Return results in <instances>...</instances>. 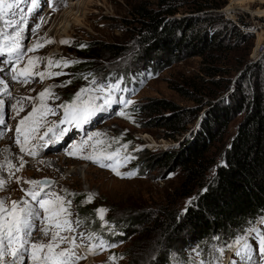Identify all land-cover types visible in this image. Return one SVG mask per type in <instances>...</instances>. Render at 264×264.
<instances>
[{"label": "rangeland", "instance_id": "1", "mask_svg": "<svg viewBox=\"0 0 264 264\" xmlns=\"http://www.w3.org/2000/svg\"><path fill=\"white\" fill-rule=\"evenodd\" d=\"M131 1L0 0V264H227L230 252L223 257L211 242L200 250L189 233L184 234L182 247L167 249L164 262H159L165 249L155 240L154 219L162 217L163 211L183 210L198 186H183L185 176L179 168L170 172L156 168L144 176L124 178L122 172L129 164L122 155L129 145V151L139 154L179 149L196 134L213 101L235 93V98L243 94L248 99L256 88L264 92V52L258 54L264 50V0H228L221 9L224 16L248 22L238 24L240 37L223 44L211 57L192 56L171 63L127 96L128 106L165 99L178 110L195 111V116L191 112L187 122L184 118L175 128L161 126L157 112L123 113L119 105H106L115 93L102 77L114 63L113 68L119 62H132L130 54L101 61L97 48L81 53L78 57L91 64L92 76L47 69L52 57L74 56L66 49L67 39L92 46L133 47L138 26L128 9ZM184 12L185 5L175 15ZM44 14L43 27L35 29ZM62 14L63 27L49 30L52 20ZM34 33H39L38 48L30 50ZM22 66L28 77L33 76L30 92L23 91L27 80L14 76ZM15 88L20 90L16 99L21 103L6 104ZM90 108L103 112L93 115ZM237 108L222 139L213 141L205 152L209 174L244 116ZM91 139L108 153L101 163ZM139 154L131 160L137 162ZM71 167L78 170L68 173ZM44 179L53 183H43ZM75 191L86 195V204L100 217L144 215L143 222L112 250L91 247L89 231L75 213L69 223L61 209V194ZM137 243L145 244V249L136 248ZM231 264H264V223Z\"/></svg>", "mask_w": 264, "mask_h": 264}, {"label": "trees", "instance_id": "2", "mask_svg": "<svg viewBox=\"0 0 264 264\" xmlns=\"http://www.w3.org/2000/svg\"><path fill=\"white\" fill-rule=\"evenodd\" d=\"M227 1L133 0L127 3L138 26L133 47L110 43L92 46L67 39L66 49L74 56L69 59L52 57L47 61V69L55 74L69 70L82 76L91 74V64L78 57L81 53L97 48L101 53L96 57L101 61L130 54L132 62H119L113 68L114 63L102 77V83L115 93L106 105H119L123 113L157 112L161 126L179 127L184 118L187 122L191 112L195 116V111L178 110L165 99H151L141 105L128 106L127 96L137 93L148 79L156 77L171 63L192 56L211 57L223 44L227 46L233 38L240 37L243 32L238 24L246 26L248 22L242 17L236 22L225 17L221 9ZM184 5L185 12L176 16ZM229 32L230 35L226 36ZM208 70L213 68L208 67ZM236 94L213 101L204 112L196 134L183 142L179 149L139 154L129 151L132 148L129 145L122 155L123 161L129 164L122 172L124 178L144 176L148 170L156 168L166 172L179 168L185 176L183 186H198L183 210L163 211L162 217L154 219L155 240L163 244L162 251L165 249L158 256L160 263L165 260L166 250L182 247L186 241L183 236L189 233L190 238L198 242L200 250L205 243L211 242L223 257L230 252L227 264H231L264 223V92L256 88L248 99L241 96L243 94L235 98ZM234 108L243 110L244 116L225 144L220 162L209 174L211 165L205 152L213 141L222 139ZM88 111L93 115L103 112L94 108ZM99 144L91 139L92 150L101 163L108 153ZM134 154L140 155L137 162L131 160ZM118 159L119 156L114 157L113 162ZM60 199L66 221L70 223L71 214L75 213V219L89 231L91 247L102 250H112L126 242L132 227L144 219V215L129 214L100 217L95 208L86 204V195L79 191L63 193ZM138 243L136 248L144 250L145 244L138 246Z\"/></svg>", "mask_w": 264, "mask_h": 264}, {"label": "bare ground", "instance_id": "3", "mask_svg": "<svg viewBox=\"0 0 264 264\" xmlns=\"http://www.w3.org/2000/svg\"><path fill=\"white\" fill-rule=\"evenodd\" d=\"M49 12V8L47 9V11H46V13H48ZM45 13V14H46ZM45 14H44V16L41 18V20H40V22H39V24H38V26L35 28V29H37V30H39L40 28H42L43 27V25H44V23H45ZM65 21H64V16H63V14L58 18V19H55V20H52V22H51V24L49 25V30H52V31H56V30H58V29H60L61 27H63V23H64ZM16 38H18L19 39V37H15V38H12V39H15L16 40ZM38 38H39V33H34V37L32 38V43H31V45H30V50L32 49H35V48H38V44H37V42H38ZM20 48H17L16 50H14L15 52H17L18 50H19ZM263 53V52H262ZM14 59V58H13ZM16 59V58H15ZM14 59V61H16ZM25 70V67H21V71H17V73L14 75L15 76V79L16 80H23V79H25V80H27V83H26V87H24L23 88V91H25V92H30V91H32V88H31V86H30V82L32 81V79H33V76H31V78L30 77H28V75L26 74V71H24ZM8 77V76H7ZM11 79H13V77H11ZM11 79H9V81H11ZM6 83H7V81H6ZM2 87H4L3 85H1ZM4 90H5V88H4ZM20 95V90L18 89V88H15V90L14 91H12L11 92V94H8V97L6 98V104H8L9 103V101L10 102H12V101H14L15 100V102H19V103H21L20 101H22V100H17L16 99V96H19ZM11 96V97H10ZM12 103H14V102H12ZM5 104V105H6ZM1 107V106H0ZM80 134V133H79ZM82 137V136H81ZM33 154H31V155H33V156H35V154L36 153H34V151L32 152ZM72 168H74V170L75 171H77L78 170V168L77 167H71V169ZM82 169V168H81ZM70 169H68V171H69ZM73 171V169L72 170H70L68 173H70V172H72ZM88 264V263H87Z\"/></svg>", "mask_w": 264, "mask_h": 264}, {"label": "water", "instance_id": "4", "mask_svg": "<svg viewBox=\"0 0 264 264\" xmlns=\"http://www.w3.org/2000/svg\"><path fill=\"white\" fill-rule=\"evenodd\" d=\"M43 183L52 184L53 181L51 179H44L42 180Z\"/></svg>", "mask_w": 264, "mask_h": 264}, {"label": "built area", "instance_id": "5", "mask_svg": "<svg viewBox=\"0 0 264 264\" xmlns=\"http://www.w3.org/2000/svg\"><path fill=\"white\" fill-rule=\"evenodd\" d=\"M261 52H264V50H259L258 54L261 53Z\"/></svg>", "mask_w": 264, "mask_h": 264}]
</instances>
